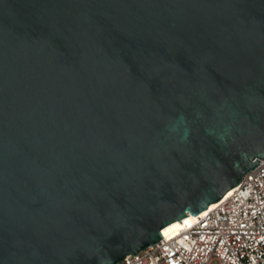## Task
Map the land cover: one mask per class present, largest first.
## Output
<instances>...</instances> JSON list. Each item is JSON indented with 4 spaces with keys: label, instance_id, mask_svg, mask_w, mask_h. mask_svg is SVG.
<instances>
[{
    "label": "water",
    "instance_id": "95a60500",
    "mask_svg": "<svg viewBox=\"0 0 264 264\" xmlns=\"http://www.w3.org/2000/svg\"><path fill=\"white\" fill-rule=\"evenodd\" d=\"M264 159V0H0V264H117Z\"/></svg>",
    "mask_w": 264,
    "mask_h": 264
},
{
    "label": "built area",
    "instance_id": "2783aa9c",
    "mask_svg": "<svg viewBox=\"0 0 264 264\" xmlns=\"http://www.w3.org/2000/svg\"><path fill=\"white\" fill-rule=\"evenodd\" d=\"M229 191L193 225L117 264H264V159Z\"/></svg>",
    "mask_w": 264,
    "mask_h": 264
},
{
    "label": "bare ground",
    "instance_id": "6f19581e",
    "mask_svg": "<svg viewBox=\"0 0 264 264\" xmlns=\"http://www.w3.org/2000/svg\"><path fill=\"white\" fill-rule=\"evenodd\" d=\"M230 192V191H228ZM228 195V194H227ZM218 201H213L209 204V206L203 209L201 212L210 210L217 205ZM200 212V213H201ZM198 213L188 212L181 218V222L179 220H175L164 227L161 228V235L165 237L174 236L182 231V229L189 227L197 221Z\"/></svg>",
    "mask_w": 264,
    "mask_h": 264
},
{
    "label": "rangeland",
    "instance_id": "374dc122",
    "mask_svg": "<svg viewBox=\"0 0 264 264\" xmlns=\"http://www.w3.org/2000/svg\"><path fill=\"white\" fill-rule=\"evenodd\" d=\"M215 263H216V261L213 262V264H215Z\"/></svg>",
    "mask_w": 264,
    "mask_h": 264
}]
</instances>
